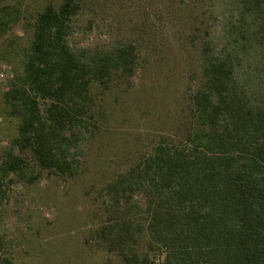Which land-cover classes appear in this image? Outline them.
<instances>
[{
	"label": "trees",
	"instance_id": "obj_1",
	"mask_svg": "<svg viewBox=\"0 0 264 264\" xmlns=\"http://www.w3.org/2000/svg\"><path fill=\"white\" fill-rule=\"evenodd\" d=\"M228 7L222 37L206 31L201 78L187 90L192 127L161 137L103 190L99 238L125 264H264V0H214ZM22 4L0 6V60L12 64L3 92L17 136L0 151V195L11 174L80 172L94 133L92 87L135 81L139 43L91 48L76 40L80 0L47 3L20 47L9 32ZM10 47V48H9ZM36 176H33L35 179Z\"/></svg>",
	"mask_w": 264,
	"mask_h": 264
},
{
	"label": "rangeland",
	"instance_id": "obj_2",
	"mask_svg": "<svg viewBox=\"0 0 264 264\" xmlns=\"http://www.w3.org/2000/svg\"><path fill=\"white\" fill-rule=\"evenodd\" d=\"M80 1L78 43L99 48L132 40L143 68L132 83L114 76L92 87L95 130L75 176L44 169L29 150L15 148L30 170L11 174L0 195V264H125L99 238L103 188L161 137L177 141L191 129L187 90L201 78V43L206 31L220 40L228 7L214 0ZM18 2L22 17L8 34L27 47L36 14L61 0H0V6ZM11 76V62L0 60V151L17 136L18 120L2 96Z\"/></svg>",
	"mask_w": 264,
	"mask_h": 264
}]
</instances>
